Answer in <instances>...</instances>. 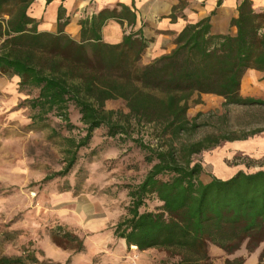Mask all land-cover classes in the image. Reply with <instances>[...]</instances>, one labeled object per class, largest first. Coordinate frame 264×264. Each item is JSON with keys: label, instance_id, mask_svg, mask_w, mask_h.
<instances>
[{"label": "trees", "instance_id": "trees-1", "mask_svg": "<svg viewBox=\"0 0 264 264\" xmlns=\"http://www.w3.org/2000/svg\"><path fill=\"white\" fill-rule=\"evenodd\" d=\"M36 1L0 0V76L17 78L20 90H37L35 98L24 101L33 112L31 126L53 114L67 129L75 128L69 119L72 105L84 128L78 141L64 139L63 166L42 183L68 177L94 132L104 128L110 138L130 140L149 165L142 181L128 188L126 213L113 227V236L127 249L162 250L178 258V264H213L210 245L226 255L242 247L248 254L256 251L264 243V171L238 172L225 180L212 177L204 184L203 168L192 157L264 129L242 136L211 135L192 143H179V139L197 129V118L187 114L191 105L201 104L203 95L221 98L224 107H264V100L240 94L248 70L261 73L264 80V10L256 12L250 0L241 1L237 17L230 21L234 35L212 34L210 17L187 24L173 39L170 53L142 65L147 41L140 31H133L137 17L130 7L119 4L84 16L76 41L64 32L70 22L63 7L66 0H60L54 34L38 31V21L30 16ZM53 1L45 0V5ZM184 6L181 3L173 10ZM108 21L126 25L118 44L102 39ZM115 100L124 103L127 113L105 109L107 102ZM132 122L139 128L150 126L157 134L156 143L132 138ZM152 198L160 206L142 211ZM59 235L76 252L83 250L77 236ZM243 263V259L226 261ZM0 264L41 263L32 251L25 256L0 255Z\"/></svg>", "mask_w": 264, "mask_h": 264}, {"label": "rangeland", "instance_id": "rangeland-1", "mask_svg": "<svg viewBox=\"0 0 264 264\" xmlns=\"http://www.w3.org/2000/svg\"><path fill=\"white\" fill-rule=\"evenodd\" d=\"M18 83L15 77L0 76V255L25 256L34 251L41 264H178V258L162 250L137 252L113 236V227L126 213L128 188L138 185L149 169L143 152L130 140L110 138L104 128L96 130L68 177L42 183L45 176L62 168L64 139L78 141L84 128L72 105L69 119L75 128L67 129L53 114L31 126L33 112L24 101L35 98L37 90H20ZM241 95L264 100V80L245 79ZM222 104L219 97L203 95L201 104L191 105L190 119L197 118L198 127L180 137L179 143L264 129V107ZM105 109L127 113L120 100L107 102ZM131 129L132 138L156 143L157 134L150 126L139 128L132 122ZM192 162L202 166L203 183L212 177L225 180L238 172L264 171V132L246 140L221 142L193 156ZM159 206L152 198L142 211H156ZM64 232L83 241L81 252L57 238ZM237 259L245 263L243 247L229 261ZM226 261L220 256L211 258L213 264Z\"/></svg>", "mask_w": 264, "mask_h": 264}, {"label": "crops", "instance_id": "crops-1", "mask_svg": "<svg viewBox=\"0 0 264 264\" xmlns=\"http://www.w3.org/2000/svg\"><path fill=\"white\" fill-rule=\"evenodd\" d=\"M241 1L243 0H66L63 3V7L70 22L65 27L64 32L74 40L79 41V21L84 16H90L103 8H112L119 4L130 7L137 17L133 31H140L142 37L147 41V48L141 56V64L147 65L154 59L172 51L174 48L173 39L187 24L196 23L207 17H210L212 34L234 35L236 30L230 26V21L237 17V8ZM250 1L254 11L264 10V0ZM181 3L185 4V6L174 11L173 9L180 6ZM60 4V0H54L47 6L45 5V0H37L33 4L30 9V16L38 21L39 32L53 34L57 32L56 15ZM212 13L213 15H211ZM172 14L176 16L174 20L171 19ZM124 29H126V25L121 27L114 21H108L102 29L103 41L108 44L120 43ZM128 32L129 30H127ZM260 77H262L261 73L248 70L242 79V83L245 79H257ZM187 115L189 118L192 117L189 115V110ZM151 250L153 249L146 252ZM262 250H264V243L251 254H248L245 250L246 261L244 264H257ZM239 251L233 255H226L215 246L210 245L208 248L210 258L220 256L227 261L237 256Z\"/></svg>", "mask_w": 264, "mask_h": 264}, {"label": "bare ground", "instance_id": "bare-ground-1", "mask_svg": "<svg viewBox=\"0 0 264 264\" xmlns=\"http://www.w3.org/2000/svg\"><path fill=\"white\" fill-rule=\"evenodd\" d=\"M131 248H132L133 250H136V247H134V246H132Z\"/></svg>", "mask_w": 264, "mask_h": 264}, {"label": "built area", "instance_id": "built-area-1", "mask_svg": "<svg viewBox=\"0 0 264 264\" xmlns=\"http://www.w3.org/2000/svg\"><path fill=\"white\" fill-rule=\"evenodd\" d=\"M130 264H135V263H130Z\"/></svg>", "mask_w": 264, "mask_h": 264}]
</instances>
